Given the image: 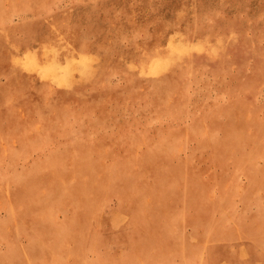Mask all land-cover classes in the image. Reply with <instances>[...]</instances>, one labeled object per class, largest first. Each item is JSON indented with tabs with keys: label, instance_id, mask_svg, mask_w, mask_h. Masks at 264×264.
Masks as SVG:
<instances>
[{
	"label": "rangeland",
	"instance_id": "374dc122",
	"mask_svg": "<svg viewBox=\"0 0 264 264\" xmlns=\"http://www.w3.org/2000/svg\"><path fill=\"white\" fill-rule=\"evenodd\" d=\"M0 264H264V0H0Z\"/></svg>",
	"mask_w": 264,
	"mask_h": 264
}]
</instances>
